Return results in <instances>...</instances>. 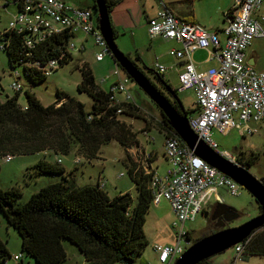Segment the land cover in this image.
Segmentation results:
<instances>
[{
  "label": "trees",
  "instance_id": "trees-1",
  "mask_svg": "<svg viewBox=\"0 0 264 264\" xmlns=\"http://www.w3.org/2000/svg\"><path fill=\"white\" fill-rule=\"evenodd\" d=\"M105 2L111 18L119 0ZM94 8L96 10V5ZM232 15V11H229L227 18ZM113 32L116 41L114 28ZM71 39L72 36L66 32L59 39L53 38L35 49H29L24 34L10 32L2 35L0 42L6 44L3 52L8 55L12 75L18 73L17 68H21L24 76L33 84H39L46 80L45 69L50 62L59 61V68L72 62L73 54L65 53ZM63 52L66 55L64 58ZM125 56L151 86L160 92V88L132 58ZM111 57L113 59L112 55ZM115 64L119 66L116 62ZM80 72L82 81L78 92L93 100L91 112H87L84 104L64 92H57V101L50 106H44L27 90L25 107L19 105L21 94L16 93V96L8 97L5 101L0 100V159L48 154L55 157L74 155L92 162L99 158L104 146L113 142L118 143L126 152L138 144L137 134L123 118H141L138 115L140 109L135 104L112 103L113 94L98 86L88 64L80 68ZM151 72L157 75L153 70ZM156 77L162 83L161 88L172 89L163 78ZM172 91L177 95V91ZM163 96L181 113L178 103L169 94L166 96L163 93ZM185 113L188 116L192 114L186 109ZM161 115L160 132L165 138L180 139L169 126L167 118L162 113ZM248 159L246 162L240 161L245 169L251 168L258 156L251 154ZM76 161L79 164L80 160L76 159L75 163ZM30 170L33 176H60L61 180L42 188L25 204L18 203L21 197L18 190H0V212L8 226L20 236L23 254L32 259L34 264H65L67 253L63 241L75 246L86 264H135L136 259L146 251L149 242L145 237L144 227L153 205L151 175L128 170L137 192L134 204L130 194L111 198L99 184L78 186L73 178L74 173L67 172L58 160L56 164L41 160ZM259 209L261 210L260 207ZM205 236L208 235L203 238ZM248 240L241 260L247 261L250 257L264 258V228ZM19 256L20 260L16 264H23V256ZM10 258L6 246L0 241V264H8ZM200 264L212 263L209 259Z\"/></svg>",
  "mask_w": 264,
  "mask_h": 264
},
{
  "label": "built area",
  "instance_id": "built-area-1",
  "mask_svg": "<svg viewBox=\"0 0 264 264\" xmlns=\"http://www.w3.org/2000/svg\"><path fill=\"white\" fill-rule=\"evenodd\" d=\"M263 5L264 0H234L233 15L227 18L228 24L223 31L226 37L224 44L219 32L184 22L164 5L156 17L148 21V36L152 41L162 38L182 46L180 50H171L170 55L183 63L178 92L193 91L196 96V114L189 116L190 129L212 151L237 166L241 165L236 157L223 152L213 139V131L224 135L239 129L242 135L253 136L258 133L253 126L264 128V73L249 67L246 60V53L253 42L264 39V17H257ZM12 7L17 13L10 28L0 37L10 32L24 34L26 46L35 49L67 32L72 39L65 48L66 54L73 51L82 53L84 48H78L75 41L79 36H86L94 38L95 45L101 49L96 55L97 62L102 63L108 55H112L91 9L73 8L60 0H0V12H9ZM5 48L6 44L0 42V49L3 51ZM199 51L207 52L218 67L206 73L198 72L193 57ZM59 66L57 60L50 62L45 69L46 76H51ZM154 70L161 76L168 71L158 63ZM12 76L16 77L12 90L17 94L24 93L20 74ZM114 77L117 81L109 90L113 94L112 103L133 105L127 86L129 80H123L118 69ZM117 95L123 99L118 100ZM165 154L170 164L166 173L160 175L153 171L148 175L152 176L153 205L160 206L162 200L169 203L175 215L172 227L177 237L174 246H158L154 250L160 264H176L193 245L185 225L194 222L210 206L209 198L217 195L220 188L238 196L240 186L197 157L178 138H166ZM13 159L8 156L4 160L10 163ZM58 163L61 164V161L58 160ZM248 243L249 240L233 248L238 260ZM19 260L20 256L14 257L16 263Z\"/></svg>",
  "mask_w": 264,
  "mask_h": 264
},
{
  "label": "rangeland",
  "instance_id": "rangeland-1",
  "mask_svg": "<svg viewBox=\"0 0 264 264\" xmlns=\"http://www.w3.org/2000/svg\"><path fill=\"white\" fill-rule=\"evenodd\" d=\"M60 1L65 2L73 8H79L81 2L84 3L85 1H88L89 5L86 6V9H92L95 18L98 21V14L94 8L95 0ZM16 13V9L13 7L9 9V12H0V35L10 28V24L14 19L13 16ZM262 24L264 27V23ZM81 42L82 36L75 41L77 45L81 44ZM115 42L123 54L126 55L129 51L132 52L131 58L136 65L153 83H155L158 87H161L160 82L155 77V74L149 70H151V67L155 63L160 62L161 64H165L173 61V59L167 54L166 47L164 45H160L154 53L151 52L150 47L152 42L148 36L140 37V39H138V43L139 45L145 47L144 49L146 50L143 51L144 58H142L141 54L136 52L134 47L132 32L120 34ZM86 47L87 50L82 53L79 51H73L72 62L62 68H59L57 71L53 72L51 76L47 77L44 82L39 84H33L26 76H24L23 70L21 68H17V72L21 76L20 84L24 87L25 91L27 90L31 94H34L44 106L54 104L57 101V92H64L84 104L87 112H91L93 100L88 95L80 94L78 92V86L82 81L80 68H82L85 64H88L96 83L104 91H109L111 86L117 81V78L114 77V73L118 69L122 79L129 80L127 86L133 97L132 103L140 109V113L138 115L141 117L134 118L125 116L123 119L129 126L132 127L133 132L137 134V139L140 144L146 148V146L149 145L143 135L146 131L144 130L146 122L149 120L152 124L154 123L159 126L162 121L161 111L147 97L145 92L141 90L119 66L115 64L110 55H108L102 63L96 61V55L101 52V49L95 45L94 38L90 37V41L86 44ZM257 48L260 64L264 67V40H260L257 43ZM194 62L199 63V59L196 57ZM201 70L205 71L206 69L205 67H202ZM12 72L7 53L0 49L1 101H5L8 97L13 98L16 96V93L12 90V85L16 82V77L12 76ZM167 81V84L174 91H177V96L183 104V107L187 111H192L195 106L194 94L192 92L178 93L180 85L177 74L169 75L167 77ZM119 98L123 99L122 96H119ZM170 98L172 97L170 96ZM26 104L27 102L24 92L20 95L19 105L25 107ZM235 119H237V115H235ZM253 128L258 130V134L253 136H244L239 129H234L224 135L218 133L217 131H213V139L218 143L223 152H228L233 156L235 154H243L246 158L251 157V154L258 156L257 162L250 168L249 172L263 184L264 128L261 126H253ZM149 135L155 140V142L149 145V151L158 154V159L153 162V167L156 168L160 174H164L167 165L164 160L165 136L155 127L151 129ZM76 159L80 160L78 165H75ZM41 160L52 162L54 164H56L57 160H60V166L65 168L67 172H74V175L77 177L78 186L86 187L92 184H99L101 187L103 186L107 188L111 198L116 197L117 193L115 185L119 180H122L119 182V185L127 186L130 197L132 198L134 204L136 203L137 192L129 177L128 169L125 167L126 160L128 162V166L132 161L129 153L116 142L104 146L101 149L99 158L92 162L76 158L74 155L67 157H55L54 155L48 154L15 157L10 163H7L4 159H0V190H18L21 193L18 203L25 204L33 194L39 192L42 188L59 182L61 180L60 176L42 175L37 177L31 174L32 170H30V168L35 166ZM121 175H123V178H119ZM239 192L240 194L238 196H233L226 188H220L218 190V196L220 197L222 203L225 206L237 211L239 215V218L236 221L227 226L228 228L240 227L260 215L259 205L256 200L241 187H239ZM209 203L210 205H215L216 202L214 196L209 198ZM174 221L175 215L172 212L170 205L165 200H162L159 207L154 205L151 206L150 212L146 217L144 227L145 237L149 242V245L143 255L136 259L137 264H139L142 259H145L147 264H160L158 262V254L154 249L158 246H174L176 244L177 234L176 230L172 227ZM213 228L214 227L208 224L206 219L201 214L197 216L194 222L185 225V230L195 238H200L205 234L214 232ZM0 241L4 243L11 256L8 260V264H16L13 258L19 255L23 256V264H34L32 259L23 254L20 236L15 229L8 226L1 212ZM63 247L67 253V261L65 264H86L83 255L70 242L63 241ZM238 259L239 258H237V254L234 249H230L221 255L211 258L210 260L212 264H264V258L260 257H250L247 261Z\"/></svg>",
  "mask_w": 264,
  "mask_h": 264
},
{
  "label": "crops",
  "instance_id": "crops-1",
  "mask_svg": "<svg viewBox=\"0 0 264 264\" xmlns=\"http://www.w3.org/2000/svg\"><path fill=\"white\" fill-rule=\"evenodd\" d=\"M88 5H89L88 1H85L84 3L81 2L79 8L86 9V6ZM163 5L168 7V9L171 10L173 14H175L180 20L184 22L199 24L203 26L204 28H206L207 30H210L213 32L214 31L219 32L220 40L222 41V43L224 44L226 42V37L224 36L223 31L227 27V24H228L227 14L229 11L233 9L234 0H119L117 6L113 9L112 14H111V22L115 30V33L117 34V38L122 33L132 32V39L134 42V47L136 49V52L140 53L142 58H144L143 51H146V50L144 49L145 47L139 45L138 39H140V37L142 36L143 37L148 36V21L156 17L157 13L163 8ZM87 9H90V8H87ZM257 17L259 19L264 17V5L257 13ZM261 40H264V39H261ZM89 41H90V37L82 36V42L81 44H78V47L80 49L84 48L82 52L87 50L86 44H88ZM150 41L152 42V45L150 47L151 52L155 53L160 45L161 46L164 45L166 47L167 54L169 55L170 58L173 59V61L167 62L165 64H161L160 62L158 63L159 65L164 66L168 69L167 73L164 76L159 75L154 70V66L157 64L155 63L151 67V70H153L157 74L155 75V77L160 76L161 78H163L165 82L168 83L167 77L172 74H177L178 80H179V74L182 72L183 63L173 58L170 55V51L173 49L180 50L182 46L176 42L166 41L162 38H157L153 41L150 39ZM259 41L260 40H255L253 42V45L248 49L246 53V60H247V64L249 67L253 68L257 72L264 73V67H262V65L260 64L258 51H257L258 49L257 43ZM131 53L132 52L129 51L128 54L126 55H129L131 57ZM140 57L139 59H141ZM196 57L199 59V63L197 62L196 63L194 62V63H195L197 71L200 73H206L209 70L218 67V63L215 60L210 59L207 52H204V51L196 52L194 54L193 60ZM202 67H205L206 70L205 71L201 70ZM151 70L149 71L151 72ZM157 79L159 81V78ZM160 85L162 87L161 82H160ZM161 87H158L161 90L160 92L163 94L162 91H165L166 96H168L169 93ZM190 92H192L195 97V102H194L195 106H194V109L191 111L192 112L191 115H195L196 114V96L193 91H190ZM119 96L120 95H118V99L122 100L119 98ZM153 127L157 128L158 131L160 132V127L158 125L154 123L152 124L149 120H147L146 127L144 129L146 131L144 132L143 135L145 137L146 142L149 145L155 142L154 138L150 137L149 135V132L151 131ZM165 142H166V138L164 141V160L167 165H166V170L164 171V174L170 168L169 161L167 160L166 154H165ZM149 145H147L145 148L138 141V144L136 146L128 150L130 159L132 161L129 166L127 164L128 163L127 160L125 161V167L128 170L131 169L135 173L144 172L145 174H151L154 171L160 174L157 171V169L153 167V162L158 159V154L154 152H150L148 148ZM164 174H160V175H164ZM73 178H75V180L77 181V177L75 175H73ZM119 178H123V177L119 176ZM121 181L122 180H119L118 183L115 185V189L117 193L116 197L119 195L129 194V189H127L126 185H122V186L119 185V182ZM90 186H95V185L92 184ZM103 189L105 190V192L110 194L107 191L106 187H104ZM214 199L216 202L215 205L223 204L220 197L218 196V193L217 195H214ZM139 264H147V261L145 259H142V261Z\"/></svg>",
  "mask_w": 264,
  "mask_h": 264
},
{
  "label": "water",
  "instance_id": "water-1",
  "mask_svg": "<svg viewBox=\"0 0 264 264\" xmlns=\"http://www.w3.org/2000/svg\"><path fill=\"white\" fill-rule=\"evenodd\" d=\"M95 2L99 30L111 51L114 61L158 107L164 117L167 118L169 126L176 132L180 140L191 151H194L197 157L223 175L232 179L236 184L247 191L261 208L258 217L242 226L222 229L219 232L202 238L188 249L176 264H200L244 243L264 228V184L257 180L248 170L220 157L198 139L190 129L189 116L185 113V108L178 96L172 91V89L166 88V91L172 99L178 103L181 113L173 108L172 104L162 93L151 86L150 82L140 70L119 50L115 42L111 18L105 0H95ZM219 206L230 214V218L227 219L229 223L234 222L239 218L237 211L234 209L223 204H219Z\"/></svg>",
  "mask_w": 264,
  "mask_h": 264
},
{
  "label": "flooded vegetation",
  "instance_id": "flooded-vegetation-1",
  "mask_svg": "<svg viewBox=\"0 0 264 264\" xmlns=\"http://www.w3.org/2000/svg\"><path fill=\"white\" fill-rule=\"evenodd\" d=\"M164 94L165 91H162ZM236 157V159L240 162H246V160H249L248 158L244 157L243 155H234ZM250 170V168H248V171ZM207 221L208 224L212 225L214 228V232L212 233H216L219 232L222 229L228 228L227 226L230 224L227 219L230 218V214L226 211H224L223 208H220L219 205H211L209 206L202 214H201ZM209 226V225H208ZM205 235H211L210 234H205ZM207 237V236H205ZM203 238H195L190 236L189 240L192 242V244L194 245L196 242H198L199 240H201ZM192 245V246H193Z\"/></svg>",
  "mask_w": 264,
  "mask_h": 264
},
{
  "label": "clouds",
  "instance_id": "clouds-1",
  "mask_svg": "<svg viewBox=\"0 0 264 264\" xmlns=\"http://www.w3.org/2000/svg\"><path fill=\"white\" fill-rule=\"evenodd\" d=\"M104 188V187H103Z\"/></svg>",
  "mask_w": 264,
  "mask_h": 264
}]
</instances>
